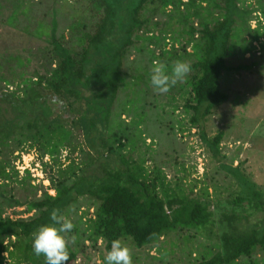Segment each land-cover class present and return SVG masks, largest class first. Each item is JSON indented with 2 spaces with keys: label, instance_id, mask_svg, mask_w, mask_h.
<instances>
[{
  "label": "trees",
  "instance_id": "1",
  "mask_svg": "<svg viewBox=\"0 0 264 264\" xmlns=\"http://www.w3.org/2000/svg\"><path fill=\"white\" fill-rule=\"evenodd\" d=\"M44 1L51 3L44 12L52 16L49 25L44 19L32 18L42 0H0V12L5 3L12 6L9 17L19 13L17 25L24 18L28 34H33V24L45 25V33L34 35L45 37L48 44L40 51L39 68L31 74L25 71L31 60L20 55L5 59L10 65L9 76H4L0 64V157L9 148L13 155L24 146L37 147L42 159L51 156L60 166V158L68 152L65 159L69 165L60 170L57 184L52 180L54 196L44 192L28 204L26 213L31 217L4 216L1 206L6 199L0 200V264H5L8 255L19 259L17 264H44L43 256L32 251V233L50 223L53 210L73 223V229L63 234L65 237L67 233L71 242L67 241V264H77L88 242L96 245L102 241L107 251L113 239H131L142 249L172 234L215 228L207 192L192 195L195 185L186 194L181 179H167L155 162L149 169L148 162L153 161L147 162L139 153L134 121L126 122V108L116 103L126 85L124 76L131 51L145 50L136 47L137 42H144L153 47L148 50L149 67L137 74L133 84L137 88L145 84L151 90L149 73L153 62L170 66L177 60L190 61L184 85L177 82L167 94L178 88L176 95L184 101L191 127L206 135L204 123L228 98L221 89V80L229 70V58L238 51L244 57L255 50L257 31L250 26L254 12L248 1ZM60 18L68 23L65 33H58ZM246 32L252 40L246 39ZM49 94L62 99L65 105L55 108ZM134 94L145 92L140 89ZM168 95L171 101L177 99ZM81 135L89 150L85 154L103 161L100 176L78 175L88 168L74 158L82 148L77 142ZM223 138L222 132L214 138H202L216 158L221 154ZM128 147L129 159L123 153ZM19 159L14 157V161ZM10 171L20 176L16 165L5 156L0 158V182L9 183ZM21 177L33 181L30 170ZM241 182L248 183L245 179ZM242 192L232 199L231 212L218 220L217 252L209 258L207 253L199 258L190 254L192 261L188 264H264V219L257 225H245L247 218L242 215L248 211L264 215V192L253 184L242 186ZM83 208L85 212L79 216ZM84 220L87 228H80Z\"/></svg>",
  "mask_w": 264,
  "mask_h": 264
},
{
  "label": "rangeland",
  "instance_id": "2",
  "mask_svg": "<svg viewBox=\"0 0 264 264\" xmlns=\"http://www.w3.org/2000/svg\"><path fill=\"white\" fill-rule=\"evenodd\" d=\"M247 1L250 10L254 12L250 26L252 30L257 31L258 39L253 42L255 50L244 57L238 51L229 58L227 62L229 70L224 72L221 80V89L228 98L222 105L216 107L213 115L204 123L206 135L191 127L189 115L183 108L184 101L177 98L178 88H173L172 92L168 93L177 98L171 101L167 93L158 94L153 88L149 90L145 84H140L139 88L133 84L137 74H142L144 68L149 67L148 50L153 47H147L144 42H137L136 47L145 48V50L140 51L133 48L131 51L124 76L126 85L118 95V102L121 104L116 103V106L126 108L124 115L121 114L125 121L129 124L134 121L135 133L139 138V144L136 142L139 146V153L141 156L144 155L147 162L150 159L153 161V163L148 162V168L153 169L155 162L166 174L167 179L173 182L175 179H181L186 194H189V189L195 185L196 189L192 195L203 196L207 192V199L211 202V210L214 212L215 225H218L221 215L231 212V201L234 197L242 195V186L253 184L258 190L264 192V0ZM42 2H40L42 6L33 12L32 18L44 19L49 25L52 16L48 17L44 12L51 8V3L44 0ZM11 9H13L12 6L5 3L0 12L2 73L4 76H9L10 65L5 62V59L9 61L20 55L31 60V64L25 70L31 74L39 68L40 51L48 45L44 40L45 37L38 38L34 34L45 33L46 27L33 24L30 26V31L34 32L28 34L25 31L28 30L26 20L22 18V22L17 25L19 13L9 17ZM7 17H9L8 20H6ZM58 21L60 27L58 33L67 32L64 31L68 24L65 19L60 18ZM244 35L247 40H252L250 33L246 32ZM170 43L172 44L173 40ZM170 43L167 49L171 47ZM188 52L192 53V48H188ZM187 62L190 63V61ZM185 80L186 77L179 82L180 85H184ZM140 89L144 90L145 95L134 94L135 90ZM49 95L55 108L58 109L61 105H65L62 99ZM121 111L120 108L119 112ZM219 132L224 134V138L220 146L221 154L219 158H216L202 138L206 136L214 138ZM77 142L82 148L81 151L75 153L74 158L77 162L85 163L84 168H91L78 172V175L94 177L96 174L100 176L102 165L104 166L103 161H98L95 155L89 158L85 154L89 150L82 135L79 136ZM10 150L12 148L7 149L5 154L2 153L0 158L5 156L7 161L16 165L20 170V176L16 177L10 171L12 177L9 183L0 182V200L6 199L1 208L4 216L26 219L32 216L26 213L30 202L40 198L44 192H48L51 196L55 195L52 180H55L57 184L60 170L69 165L65 159L68 152H64L60 158L62 164L60 166L52 160L51 156H45L42 159V151L37 147L24 146L13 155ZM123 153L128 159L130 158L129 147ZM15 156H20V159L14 161ZM137 156L134 158L137 159ZM45 163L49 166L44 165ZM26 170H30L33 181L21 177ZM241 179L247 180L248 183L244 185ZM16 202L19 205L16 206ZM84 209L80 211L79 216H83ZM242 215L247 218L244 220L245 225L247 223L257 225L264 219L262 212L248 211ZM76 221L77 218L73 217V222ZM83 222L85 223V220ZM217 225L209 229L211 234H207L210 233L209 230L190 229L172 234L154 246L142 249H138L131 239L122 242L130 250L132 264H188L195 255L197 258L208 254L207 258H209L217 252L216 235L220 232ZM80 228H87L86 223L80 224ZM68 237L66 233V241L71 243ZM12 242L16 240L13 239ZM93 244L92 242L86 243L85 253L79 254L77 264H102L107 252L105 243L99 241L98 244ZM190 254L192 258L189 257ZM5 258H7L5 264L19 262V259H10L9 255Z\"/></svg>",
  "mask_w": 264,
  "mask_h": 264
},
{
  "label": "clouds",
  "instance_id": "3",
  "mask_svg": "<svg viewBox=\"0 0 264 264\" xmlns=\"http://www.w3.org/2000/svg\"><path fill=\"white\" fill-rule=\"evenodd\" d=\"M190 70V64L182 60H177L170 66L153 62L149 82L155 91L167 93L171 86L183 81ZM72 229L71 220L53 210L50 214V223L39 226L32 233L33 253L43 256L44 264H67V241L63 234ZM102 264H132L130 250L119 238L113 239Z\"/></svg>",
  "mask_w": 264,
  "mask_h": 264
},
{
  "label": "built area",
  "instance_id": "4",
  "mask_svg": "<svg viewBox=\"0 0 264 264\" xmlns=\"http://www.w3.org/2000/svg\"><path fill=\"white\" fill-rule=\"evenodd\" d=\"M17 169L19 170V168L17 167ZM20 171V170H19Z\"/></svg>",
  "mask_w": 264,
  "mask_h": 264
}]
</instances>
